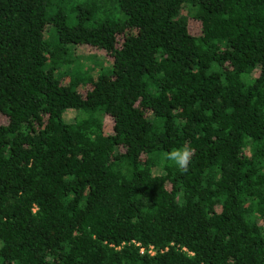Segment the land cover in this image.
I'll list each match as a JSON object with an SVG mask.
<instances>
[{
	"label": "trees",
	"instance_id": "1",
	"mask_svg": "<svg viewBox=\"0 0 264 264\" xmlns=\"http://www.w3.org/2000/svg\"><path fill=\"white\" fill-rule=\"evenodd\" d=\"M0 113V264H264V0H0Z\"/></svg>",
	"mask_w": 264,
	"mask_h": 264
},
{
	"label": "rangeland",
	"instance_id": "2",
	"mask_svg": "<svg viewBox=\"0 0 264 264\" xmlns=\"http://www.w3.org/2000/svg\"><path fill=\"white\" fill-rule=\"evenodd\" d=\"M188 22H189L192 32L198 33L200 29L198 23L194 22L191 19H189ZM73 51H74L73 56L75 57L74 59L76 62L79 61V63H82V65L84 66H94L96 70L102 66L106 67V65L109 64V61H110L109 56L102 49L92 48L88 45H83V44L76 45ZM74 115H75V111L67 110L64 113V118L66 120H71L74 117ZM103 120H104L105 127L109 128L111 118L105 115ZM6 121L7 119L5 115L0 113V123H5Z\"/></svg>",
	"mask_w": 264,
	"mask_h": 264
},
{
	"label": "clouds",
	"instance_id": "3",
	"mask_svg": "<svg viewBox=\"0 0 264 264\" xmlns=\"http://www.w3.org/2000/svg\"><path fill=\"white\" fill-rule=\"evenodd\" d=\"M193 154L194 149H192L190 146L185 145L166 152L164 154V157L166 160L171 161L181 172H187Z\"/></svg>",
	"mask_w": 264,
	"mask_h": 264
},
{
	"label": "built area",
	"instance_id": "4",
	"mask_svg": "<svg viewBox=\"0 0 264 264\" xmlns=\"http://www.w3.org/2000/svg\"><path fill=\"white\" fill-rule=\"evenodd\" d=\"M140 250H142V248H140ZM148 251H149L150 253H153V250L151 249V247L148 248Z\"/></svg>",
	"mask_w": 264,
	"mask_h": 264
}]
</instances>
